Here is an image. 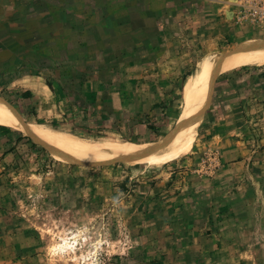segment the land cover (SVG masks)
<instances>
[{"label": "rangeland", "instance_id": "rangeland-1", "mask_svg": "<svg viewBox=\"0 0 264 264\" xmlns=\"http://www.w3.org/2000/svg\"><path fill=\"white\" fill-rule=\"evenodd\" d=\"M213 1L0 0V103L12 117L0 113V264H264V92L248 109L238 101L245 163H220L209 131L237 88L264 85V64L223 69L206 99L186 98L204 63L264 47L262 31L232 21L233 0ZM155 22L188 46L173 85L136 84L150 75L136 41ZM182 116L187 135L174 141Z\"/></svg>", "mask_w": 264, "mask_h": 264}, {"label": "crops", "instance_id": "crops-1", "mask_svg": "<svg viewBox=\"0 0 264 264\" xmlns=\"http://www.w3.org/2000/svg\"><path fill=\"white\" fill-rule=\"evenodd\" d=\"M214 1V4H219V1ZM149 17L157 19V13L155 11L153 13L150 12ZM172 21L171 14H168V24ZM154 25L155 26L151 27L148 30L149 32H147L150 37L147 44L141 41H138L137 43L136 41V55L137 53L148 55V57L139 56L136 58V68L139 70L148 68L150 72L149 76H139L136 84L147 83L149 85H156L157 83H160L163 85H173L178 78L176 70H179L178 74L182 75L183 70L189 68V62L186 56V54L189 53V50L186 49L188 46H185L178 41H174V37L184 36L182 31L178 32L173 29H168L167 26L164 29L157 30L156 22ZM249 28L250 32L253 33L251 29L252 27L249 26ZM139 29L141 30V28ZM258 31L259 30H256L255 32ZM153 37L155 38V42L152 40ZM121 54L124 59V55L128 54V51H122ZM142 73L146 72L143 71L140 74ZM246 84V86L241 85L235 90V99L229 98L228 101L230 102L232 100V103L228 105V107H223V118L219 119L214 126L209 128V131L212 133L214 146L218 145L216 149H218L217 156L220 163H226L236 159H241L243 160L241 162L245 163L250 157V149L248 147L249 142L247 141L249 138V132L244 124V110L241 105L245 107L247 106L248 109L249 105H251V99L248 97L254 96L258 90L264 92V85L258 83L254 84L253 81L249 83L246 82ZM153 90L156 91V88ZM219 97L220 93H218V99ZM242 98V103L239 105L238 101ZM224 99L226 100V98H223L222 96V100L220 101L224 102ZM9 135L10 134L6 132V135L4 136ZM218 177H221V174L218 175Z\"/></svg>", "mask_w": 264, "mask_h": 264}, {"label": "bare ground", "instance_id": "bare-ground-1", "mask_svg": "<svg viewBox=\"0 0 264 264\" xmlns=\"http://www.w3.org/2000/svg\"><path fill=\"white\" fill-rule=\"evenodd\" d=\"M256 44L257 43H255L254 45H256ZM254 45H252V46H254ZM256 46H258V45H256ZM256 46H255V49L253 47H249V48H251L250 51H248L244 55H240V56H237V57L232 56L231 58L229 57V59L228 58L225 59L224 62H222V61L224 60V58H226V56L223 57L222 59H220L218 61V63L215 62L214 63L215 65L213 64L214 65L213 69L210 67L212 62L211 63L210 62L204 63L202 65V67H200L197 70V72H196L197 73V78L199 79V84H197V85L194 84L193 88H192L193 85L192 86H188L189 82L191 80L195 79V77H193V76H191L192 79H191V77H189L187 79V81H186L185 88H186L187 102L192 97L195 100V99L199 98V96H201V95H202V97L204 99H206L208 97V94H209V87L211 86L212 76L214 77L215 75L220 74L223 71V69L231 68V67H234V66H240V65H246V66H260V65H263L264 64V47H256ZM245 50H246V48L240 49V50H238V51H236V52H234L232 54L243 52ZM232 54H229V55H232ZM208 64H210V66ZM207 65H208V70H209L208 72L209 73L206 72V73L203 74L204 69H205V67H207ZM205 74H207V76H205ZM208 77L210 78L209 80H208ZM204 88H205V90H203ZM203 100H200V103ZM0 113L7 114V117L4 120H6L7 122L10 123V119L12 118L10 116V111L2 103H0ZM184 118L182 116L177 121V125H176V128H175L176 130L174 131V133L171 136V139L174 140V141L183 140V139H185V136L187 135L188 121H187V119H184ZM11 121H12V119H11ZM8 126L12 127L11 125H8ZM12 128H15V129H18V130H22V126H21V129L16 128V127H12ZM24 129H25V127H24ZM30 129L34 130L33 128H30ZM95 148L96 147L92 148V151H93V153L95 155H97V153L95 151ZM56 151L57 150H55V153H58V154H60V155H62L64 157H70V155L63 154L61 152L59 153V152H56ZM184 151H185V149H182V150H166V151H161V152L159 151V152L146 154V155L142 153L143 155L137 156L136 160L142 161V162H144L146 164L148 163L150 165L151 164H158V163H165L166 161L168 162V160H172L175 157L180 156L181 154L184 153ZM99 161H105V160H99Z\"/></svg>", "mask_w": 264, "mask_h": 264}, {"label": "built area", "instance_id": "built-area-1", "mask_svg": "<svg viewBox=\"0 0 264 264\" xmlns=\"http://www.w3.org/2000/svg\"><path fill=\"white\" fill-rule=\"evenodd\" d=\"M233 21L251 26L264 34V0H233Z\"/></svg>", "mask_w": 264, "mask_h": 264}, {"label": "water", "instance_id": "water-1", "mask_svg": "<svg viewBox=\"0 0 264 264\" xmlns=\"http://www.w3.org/2000/svg\"><path fill=\"white\" fill-rule=\"evenodd\" d=\"M202 109V108H201ZM202 110L198 111V114L196 115V118H199L200 114H201ZM195 118V117H194ZM192 118V119H194ZM167 143L163 142L160 144H157L155 147H162V146H166ZM138 154H130V155H124V156H119L115 159L109 160V161H97V162H82V163H78L81 164L83 166H98V165H106L108 163H113V162H117V161H125V160H129L130 158H133L135 156H137Z\"/></svg>", "mask_w": 264, "mask_h": 264}, {"label": "trees", "instance_id": "trees-1", "mask_svg": "<svg viewBox=\"0 0 264 264\" xmlns=\"http://www.w3.org/2000/svg\"><path fill=\"white\" fill-rule=\"evenodd\" d=\"M28 94H25V96H27ZM1 131H2V133L5 131V132H7V131H9L8 129H6V128H1Z\"/></svg>", "mask_w": 264, "mask_h": 264}]
</instances>
